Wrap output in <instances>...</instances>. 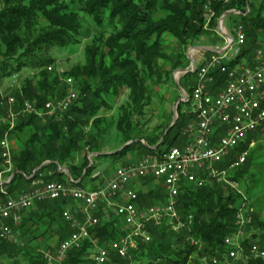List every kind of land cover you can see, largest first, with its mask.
I'll list each match as a JSON object with an SVG mask.
<instances>
[{
  "label": "trees",
  "instance_id": "16d2710c",
  "mask_svg": "<svg viewBox=\"0 0 264 264\" xmlns=\"http://www.w3.org/2000/svg\"><path fill=\"white\" fill-rule=\"evenodd\" d=\"M74 8L68 0H0V77L11 78L23 69L36 71L41 78L37 87L25 83L23 88L12 92L16 99L15 111L21 115L16 127L9 133L27 136L23 148L13 154V171L17 174L9 184L8 196L0 193V203L8 197L15 198L32 188V181L40 175L45 182H66V175L58 172V166L67 167L70 175L82 185L84 178L92 176L94 164L91 166L88 155L99 152V142L104 135L101 127L104 123L100 112L103 109L112 110L113 103L128 91V99L119 108V118L115 129L123 144L136 141L133 135L141 117L150 104L151 85L153 87L172 80L173 72L188 68L189 61L185 53L175 56L168 54L164 47L166 35L178 41L181 48H188L205 34H212L218 27L216 20L229 11L240 12L237 23L244 27L246 42L240 56L233 64L242 61L254 66L256 50L264 47V2L256 10L249 0H233L230 4L212 2L210 10L214 17L210 19L209 0H78ZM82 15L92 18L97 30L114 26L113 32L107 38L101 37L93 41L85 49L84 65H77L66 76L79 84L78 97L68 112L60 117L41 116L45 113L47 102L59 100L65 93H59L58 80L48 73V67L53 66L55 59L48 53L51 50L68 49L71 45L80 44L81 32L84 29ZM208 28L206 29V25ZM165 62L170 66L160 65ZM196 74H186L185 82L181 84L185 93L190 94L195 88ZM216 84L211 90L220 91L226 81L216 73ZM97 82L93 86L90 81ZM61 97L57 98L56 95ZM0 117L7 116L9 105L1 104ZM30 103L34 112L24 113V105ZM40 113V114H39ZM23 114V115H22ZM193 116L188 111V104L181 103L178 107L177 124L166 135L158 150L156 146L167 130L166 127L149 137L146 144L135 142L121 152L113 155H100L99 159H122L126 154L138 152L144 156L161 149L182 147L185 138L182 133L191 122ZM92 124L93 132L87 129ZM9 132L6 126L0 127V141ZM96 132V134H94ZM15 137V136H14ZM250 140L232 151L221 169L229 172L244 151L249 149ZM86 152L83 164L73 165L78 152ZM13 151V149H12ZM0 158V171L3 170ZM46 162H51L34 176V171ZM247 170H236L229 173V180L239 182ZM52 173V175H50ZM33 176V177H32ZM32 177V178H31ZM149 182L139 191L141 199H150L156 204L164 195L161 187L151 188ZM10 195V196H9ZM243 197L231 186L225 183L213 182L203 188L184 187L179 195L177 210L182 217L184 227L174 232L167 225L151 226L152 240L133 251L128 258L112 257L110 264H208L212 258H222L228 250L225 240L238 231L237 214L244 204ZM68 202L66 200L47 201L38 204L36 211H31L19 228L21 236L31 238L35 228L34 220L47 217L46 234L56 235L59 231L61 240L71 235L69 225L63 219V212ZM248 209H251L247 207ZM252 226H258L264 231V220H259L255 212L251 213ZM189 217H192L191 219ZM15 231V232H16ZM55 232V233H54ZM120 231L115 222L103 223L91 231L93 238H98L101 245L108 246L116 240ZM255 235V234H254ZM26 236V237H27ZM65 236V237H64ZM35 241L30 239L28 243ZM35 243V242H34ZM259 243L243 241L245 250ZM36 245H30L27 250L19 249L15 244L0 243V264H50L45 255L39 252ZM94 247L89 241L79 249L68 254L64 264H91L88 259ZM236 264H264V258L245 261L238 259ZM55 264V263H54Z\"/></svg>",
  "mask_w": 264,
  "mask_h": 264
},
{
  "label": "built area",
  "instance_id": "2783aa9c",
  "mask_svg": "<svg viewBox=\"0 0 264 264\" xmlns=\"http://www.w3.org/2000/svg\"><path fill=\"white\" fill-rule=\"evenodd\" d=\"M220 1L224 0H209L210 14L213 15L211 3ZM219 26L221 28V24ZM245 42L244 27L238 25L236 39L228 40L221 53L212 54L196 69L195 88L190 94L186 93L183 102L188 104L193 118L183 130L186 140L182 147L164 148L137 163L118 167L95 190L81 187L71 175L65 174V183L45 182L44 176L40 175L32 181L30 190L0 203V241L16 242L14 229L38 204L63 199L68 202L63 219L69 225L71 235L59 246L54 258L45 254L50 264H64L69 252L79 251L87 241L93 244L95 264H110L113 256L125 259L142 245L149 244L151 226L172 225L173 231H180L184 223L177 206L183 188H203L213 182H222L227 171L220 166L226 163L232 151L248 140L252 130L264 127V48L256 50L253 67L243 62L238 68L225 69V60L235 55ZM48 70L52 71L53 66ZM216 73L225 78L226 85L213 92L211 86L216 84ZM66 84L69 88L65 98L45 105L44 110L50 117L61 118L78 97L73 88L74 80L68 78ZM1 104L9 105L10 111L6 117L0 118V127L6 126L10 132L18 117L14 111L16 99L2 96ZM34 111L32 104L27 102L24 105V113ZM9 132L0 141V158L4 160L0 193L4 195L9 189V180L4 179V175L13 171ZM248 155L249 151H244L231 168L244 164ZM61 168L58 167V172ZM149 182L152 189L163 188L164 195L156 204L144 206L139 191ZM250 221L251 209H240L237 214L238 234L225 240L227 252L221 259L212 258V264L237 263L243 250L242 235ZM110 222L120 223V235L108 246L101 245L98 238H92L91 231ZM251 250L252 254L264 258V249L254 245Z\"/></svg>",
  "mask_w": 264,
  "mask_h": 264
},
{
  "label": "rangeland",
  "instance_id": "374dc122",
  "mask_svg": "<svg viewBox=\"0 0 264 264\" xmlns=\"http://www.w3.org/2000/svg\"><path fill=\"white\" fill-rule=\"evenodd\" d=\"M254 8L257 10L261 4L264 2V0H251ZM68 3L70 4L71 8H74V6L77 4L78 6V0H68ZM208 4V3H207ZM230 4V3H229ZM234 11V10H233ZM230 12V11H229ZM228 13V12H227ZM233 14V13H232ZM210 19L214 17V15L210 14ZM231 15V14H230ZM82 20L84 23V29L81 32L80 36V44L79 45H71L68 49L64 50H51L48 55L52 58L55 59V63L53 65V70L49 71V75H52L54 78L58 80V88H60L59 93H65L64 97L60 98L61 95L57 94L56 97L60 98L59 100L52 101L53 103H57L60 100L64 99L65 96L67 95V90H68V85L66 84V81L68 77L66 76L68 72H70L73 67L77 65H84L86 61V56H85V49L87 46H90L93 41H98L101 39V37L107 38L108 36L111 35L113 32L114 26L112 27L111 25L107 24L106 28L99 29L97 30L92 18L82 15ZM224 16V15H223ZM222 16V17H223ZM222 17L216 20V23L221 24V31L225 32L222 29V25H224V21L227 20V18L222 21ZM228 17V16H227ZM238 17V16H237ZM233 20L231 19V24L237 25L236 22H232ZM227 24V22H226ZM225 26V25H224ZM206 28V27H205ZM208 28V27H207ZM206 28V29H207ZM218 28V27H217ZM215 28V31L218 32V29ZM221 33V32H220ZM222 35L225 36L224 33H221ZM212 34H205L203 37L211 38ZM226 38V36H225ZM165 39V44L164 47L166 49V52L168 54H174L175 56L179 55L180 53H185V55L188 58V55L193 57V51L197 45V42L194 43L193 45H190L188 48H181L180 45L178 44V41L174 39L170 35H166L164 37ZM189 60V58H188ZM160 65H166L165 62L161 61ZM165 68L167 70H170V66L166 65ZM190 69V67L185 68V70ZM182 70H177L173 72L172 74V80L165 81L162 84H159L155 87L151 85L149 91L151 93V100L150 104L147 106L145 109L144 114L141 117L136 116L135 119L139 121V124L136 125V131L135 134L133 135L136 140H147L149 137L157 134L158 131L164 130L166 127L167 130L173 125V118H174V113L172 112L174 109L175 103L182 98L181 93L182 91L180 90V87L182 88L181 84L185 82L184 72H181ZM191 74V73H188ZM195 77H193L194 79ZM31 81L32 83V88L35 89L37 87V82L41 80L40 77H38V74L36 71L29 70V69H23L21 72L16 74L15 76L11 78H1L0 77V94H5L4 96H9L12 97L11 94L14 92L16 89L20 90L23 88L25 83H28L27 80ZM73 79V78H72ZM74 80V79H73ZM90 83L93 86H96L97 82H93L92 80ZM177 83L180 85V87L177 85ZM29 84V83H28ZM74 90L78 92L80 90L79 84L74 82L73 86ZM185 92V91H184ZM128 91H124L117 101L113 103L112 110L110 109H103L102 112H100V117L103 118L104 123L102 124V128L104 129V135H103V140L101 139L99 142V152L95 151L94 153H91L88 155V159H90L91 166L94 164V172L101 174L100 176L103 177V180H108L110 178V173L111 169H118V167L124 166L125 161H137L138 160V153L134 150L133 152H130L132 158H128V155L124 156L122 159L118 160H112V159H104L100 160L98 157L100 155H113L114 153L121 152L124 149H126L129 143L136 142L131 141L126 144H123L122 138H119V136L116 133V124L117 120L119 118V108L122 104H124L128 99ZM186 95V93H185ZM79 96V95H78ZM179 107V106H178ZM10 111V110H9ZM15 111V109H14ZM16 112V111H15ZM178 114V110L176 111ZM9 113V112H8ZM16 114H18L16 112ZM40 114V113H39ZM8 115V114H7ZM17 117V120L19 118ZM23 115V114H22ZM41 116L45 117L48 116V114L41 113ZM6 117V116H5ZM1 118V117H0ZM14 122L13 124H17ZM8 124V123H7ZM10 124V123H9ZM12 124V123H11ZM16 127V126H15ZM90 133H92L94 130L92 128V124L88 126L87 129ZM93 130V131H92ZM166 130V131H167ZM165 131V132H166ZM11 132V131H10ZM9 132V133H10ZM96 134V132L94 133ZM165 134V133H164ZM15 136V137H14ZM18 134L13 135L12 137L15 139L10 140V134H9V141L11 144V147L13 148L12 151V156L14 153H18L21 151L23 148V143L25 142L27 136H22L20 135V140H16ZM164 136V135H163ZM162 136V137H163ZM161 137V139H162ZM160 139V141H161ZM256 144L255 146H250L249 145V155L245 161L244 164H241L239 166H235L234 168H231L229 172H226L225 178L222 182L218 183H225L227 186H231L237 193H239L243 197V201L245 199L244 204L241 206L242 208H251V213L255 212V216L259 217V220H264V135L260 136L258 139L255 140ZM133 144V143H132ZM131 144V145H132ZM89 151V148H86L84 151L78 152L76 155L75 161L71 162V164L76 165V164H83L84 159L86 158V152ZM14 152V153H13ZM97 154V155H96ZM126 157V158H125ZM98 159V160H97ZM4 166V165H3ZM64 168V167H62ZM247 170L245 173L244 178H240L241 180L239 182H234L229 180V173L231 172H236V170ZM4 170V168H3ZM1 170L0 172H2ZM102 170V171H100ZM10 173H6L4 175V179L9 180V183L7 184L9 188V184L12 180V176L10 177ZM64 174V173H62ZM34 176V173H33ZM32 176V177H33ZM31 177V178H32ZM82 187V186H81ZM84 188V187H83ZM9 192V189H8ZM7 192V196H8ZM10 196V195H9ZM145 200V201H144ZM142 205L144 206H150L152 205L150 202V199L147 197V199L142 200ZM32 223H34L36 230L34 229L33 232L31 233V238L24 236L20 237L22 231L17 230L15 232L16 234V242H8L10 244H15L19 249L21 250H27V248L31 245H36L37 249L39 252H42L44 255L49 254L50 257L54 258L56 256V252L59 248V246L66 240H61L62 236L60 234V231L56 235H50L46 234V227L48 226V218L45 217H38L36 220H34ZM120 223H115L116 229L119 230L118 226ZM249 226V225H248ZM248 226L245 228V231L242 235L243 241H246L247 239L250 240V242L254 243H259L258 245L260 246L261 249H264V231L260 229L258 226H252L251 230H247ZM20 225L16 228H19ZM21 232V233H19ZM55 233V232H54ZM235 234H238L236 232ZM233 234L232 236H234ZM255 234V235H254ZM65 237V236H64ZM35 239V241L28 243L30 239ZM93 238V237H92ZM3 241H0L2 243ZM35 242V243H34ZM7 243V242H3ZM7 243V244H8ZM91 243V241H90ZM256 245V244H254ZM257 246V245H256ZM94 255H95V250L90 251V255L88 256L89 260H92L91 264H95L94 262ZM259 257L256 256L255 254H251L250 251L245 250L242 251L241 254H239L238 259H243L245 263H248L247 261H250L252 259H258ZM263 259V258H261ZM54 262V261H53ZM205 264H208V260H204ZM238 262V261H237ZM55 263V262H54ZM21 264H26L24 261H21ZM56 264V263H55Z\"/></svg>",
  "mask_w": 264,
  "mask_h": 264
},
{
  "label": "crops",
  "instance_id": "0c3cea01",
  "mask_svg": "<svg viewBox=\"0 0 264 264\" xmlns=\"http://www.w3.org/2000/svg\"><path fill=\"white\" fill-rule=\"evenodd\" d=\"M240 14H241L240 12H236V13H233V14L229 15L228 17H226L227 20H225L223 22L225 26L222 25V29L225 32L221 31V28H220L219 23H218V28H217L218 32L215 30H212L211 38L210 37L209 38H207V37L202 38L201 37L197 41V45H195L196 48L194 50H192L193 54H194L193 57L188 55V58H189V60H188L189 66L188 67H190V69H187V70H192L193 62L196 64V68H199V66L202 65L206 60H208L212 56V54L221 53L224 50V48L227 46L228 40H235L236 39V27H237V25L231 24V19L233 20L232 22L238 21L240 19ZM226 22H227V24H226ZM220 32L224 33L226 38ZM262 135H264V127H261L258 131H256L255 133H253L249 136V139H251L250 140V142H251L250 146H255V144H256L255 140L258 139ZM136 141L137 142L141 141L143 144H146L145 140H136ZM127 155H128L127 159L132 158L130 153H128ZM145 156H147V155H144L143 157H145ZM143 157L139 156V154H138V160L137 161L132 162V161L126 160L125 161L126 163H124V166H128L130 164L137 163ZM100 160H104V159H100ZM65 168H67V167H65ZM100 171H102V170H100ZM115 171H116V169H111L110 177L113 175V173ZM100 175L101 174L93 172L92 176H90L88 178H84L82 185H80V184L79 185L86 188L87 190H90V189L95 190L97 187H99L100 185H103L106 182V180H103V177ZM77 182L80 183L81 179L77 180ZM73 205L77 206L79 204L74 203ZM37 206L35 207V209L33 211L37 210ZM66 208H67V206H66ZM102 209L105 210V207H102Z\"/></svg>",
  "mask_w": 264,
  "mask_h": 264
},
{
  "label": "water",
  "instance_id": "95a60500",
  "mask_svg": "<svg viewBox=\"0 0 264 264\" xmlns=\"http://www.w3.org/2000/svg\"><path fill=\"white\" fill-rule=\"evenodd\" d=\"M232 13H236V11H230V12L226 13V14L222 17V21H224V19H225L227 16H229L230 14H232ZM231 39H232V38H231ZM196 69H197V68H196V64L193 62L192 70H182L181 72H184V74H188V73L194 74L195 71H196ZM177 85L180 87V85H179L178 83H177ZM180 90L182 91V93H181L182 98L179 99V100L175 103V105H174V109H173V111H172V112L174 113L173 125H171V127L165 132V134H164V136L162 137L161 141H159V143H158L156 146H154V147L151 148V149H153V150H157L158 148L161 147V145L163 144V141H164L166 135L170 132V130L174 127V125L177 124V121H178V114H177L176 111L178 110V106H179L181 103L184 102V98H186V95H185L184 90H183L181 87H180ZM136 142H137V141H136ZM132 143H134V142H132ZM132 143H129L128 145H131ZM49 164H51V162H46V163H44L43 165H41L39 168H37V169L34 171V175H35L37 172H39L40 170H42L45 166H48ZM58 167H59V166H58ZM59 171H60L61 173L66 174L67 176H70V173H69L68 169L65 168V167L59 169ZM16 175H17V174H14V175L12 176V179H13Z\"/></svg>",
  "mask_w": 264,
  "mask_h": 264
},
{
  "label": "bare ground",
  "instance_id": "6f19581e",
  "mask_svg": "<svg viewBox=\"0 0 264 264\" xmlns=\"http://www.w3.org/2000/svg\"><path fill=\"white\" fill-rule=\"evenodd\" d=\"M232 1L233 0H224V1H220L219 3H221V4H223L225 6V5L229 4V3H231ZM248 4H249V0H248ZM213 15H214V13H213ZM261 48H264V47H261ZM261 48H259V49H261ZM240 52H242V48H239L238 51H235V55H233L232 57H230L227 60H225V67H226L225 69H235V68H238L239 65L241 66V64L243 63V61L241 63H239V64H233L234 61L240 56ZM256 131H258V130H252L251 131V134L255 133ZM181 222H183L182 221V217H181ZM167 226L172 229V225H167ZM174 232H179V231H174ZM242 249H243L242 251H244L243 241H242ZM251 249H249V251L252 254V250Z\"/></svg>",
  "mask_w": 264,
  "mask_h": 264
}]
</instances>
